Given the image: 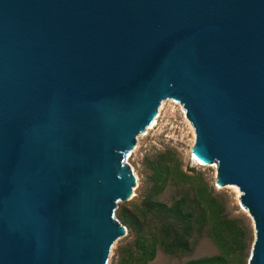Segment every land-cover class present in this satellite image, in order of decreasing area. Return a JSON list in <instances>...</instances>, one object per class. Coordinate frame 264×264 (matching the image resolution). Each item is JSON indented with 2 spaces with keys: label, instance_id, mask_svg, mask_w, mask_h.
Returning <instances> with one entry per match:
<instances>
[{
  "label": "water",
  "instance_id": "water-1",
  "mask_svg": "<svg viewBox=\"0 0 264 264\" xmlns=\"http://www.w3.org/2000/svg\"><path fill=\"white\" fill-rule=\"evenodd\" d=\"M167 99L264 264V0H0V264H106L120 160Z\"/></svg>",
  "mask_w": 264,
  "mask_h": 264
},
{
  "label": "trees",
  "instance_id": "trees-1",
  "mask_svg": "<svg viewBox=\"0 0 264 264\" xmlns=\"http://www.w3.org/2000/svg\"><path fill=\"white\" fill-rule=\"evenodd\" d=\"M145 167L138 199L116 210L131 238L118 249L117 264H149L158 250L171 256L189 254L204 232L219 253L183 264H247L252 241L247 228L228 216L221 196L200 175L183 171L174 150L145 158ZM170 189L173 194L166 202Z\"/></svg>",
  "mask_w": 264,
  "mask_h": 264
},
{
  "label": "rangeland",
  "instance_id": "rangeland-1",
  "mask_svg": "<svg viewBox=\"0 0 264 264\" xmlns=\"http://www.w3.org/2000/svg\"><path fill=\"white\" fill-rule=\"evenodd\" d=\"M157 112L158 116L155 125L151 129L148 128L149 126H146L136 136L132 147L123 154L120 160V165L128 166L130 172L135 177V185L132 187L134 195L130 200L126 198L128 201L121 200L115 203L112 212L114 221L122 225L116 219V210L120 205L129 201H136L139 197L140 189L145 183L147 175L145 158L151 157L165 149H171L177 153L181 160L183 171L189 175H200L214 189L215 193L221 196L225 203L228 216L233 219H238L241 224L245 225L248 233L252 237L247 258V264H249L253 254L256 230L253 217L240 201V198L243 196L242 193L237 187L238 191H236L233 185L217 187V166L215 168L213 167L216 164L215 161L206 166H198L190 159L189 153L195 144V130L186 118L185 110L181 104L172 99H167L161 102ZM172 194L173 191L171 189L168 190L164 195V200L170 202ZM130 239L127 230L126 234L118 238L112 245L106 264H117L116 254L118 249L129 242ZM218 253L217 247L204 232L194 242L193 249L189 254L171 256L158 250L155 259L149 264H183L191 259L217 255Z\"/></svg>",
  "mask_w": 264,
  "mask_h": 264
},
{
  "label": "bare ground",
  "instance_id": "bare-ground-1",
  "mask_svg": "<svg viewBox=\"0 0 264 264\" xmlns=\"http://www.w3.org/2000/svg\"><path fill=\"white\" fill-rule=\"evenodd\" d=\"M157 116H158V112L156 111V113L154 114V117H153V118L150 120V122L148 123V126H149L148 128H149V129H151V128L155 125ZM192 148H193V147H192ZM192 148H191L190 153H189V155H190V159H191L196 165H198V166H206L208 163H204V162H202L199 158H197V157L194 155V153L192 152ZM213 167L215 168V167H216V164H214ZM134 180H135V177H134ZM217 187L220 188L221 186H219V185L217 184ZM234 188L236 189V191H238L236 187H234ZM133 195H134V194H133V190H131V192H130V194L128 195L127 198H128V199H131Z\"/></svg>",
  "mask_w": 264,
  "mask_h": 264
}]
</instances>
